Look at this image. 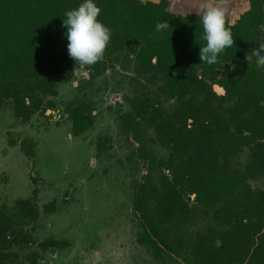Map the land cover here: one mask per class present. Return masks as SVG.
I'll list each match as a JSON object with an SVG mask.
<instances>
[{"label":"flooded vegetation","instance_id":"obj_1","mask_svg":"<svg viewBox=\"0 0 264 264\" xmlns=\"http://www.w3.org/2000/svg\"><path fill=\"white\" fill-rule=\"evenodd\" d=\"M165 1V10L169 14L191 20L179 23V31L173 26L166 29L168 38L175 33H186L189 43L191 40L195 42L196 46L187 56L186 63L179 64L172 59L170 68L163 70L157 66V56L154 55L151 63L155 68H150L129 49L134 46L132 42L140 43L137 49L144 43L142 38H135L133 34L132 38L124 35V40H121L124 47L120 49L116 45L111 55H104L102 60L87 68L92 76H100L108 67L119 62L118 56L122 53L126 58L123 64L133 68L131 73L134 78L128 81L130 85L123 90V111L117 115L124 150L129 152L127 165L136 162L143 171L140 178L133 180L128 196L129 213L132 211L134 224L130 228L131 238L125 220L122 222L123 210L118 212L114 208L113 212V208L107 206L111 204L107 198L110 182L106 177L110 165L105 162L112 157L107 150L113 147L112 141L117 136H99L97 142L90 145L84 135L95 127L96 112L86 110L81 104L70 105L61 112L53 100L59 94V78L69 81L74 72L81 76L74 64L71 69L55 76L54 93L35 89L34 99L40 100L36 105L38 107L25 98V105L29 109L27 114L16 107L12 97L0 93V146L4 142V148L0 147V157L10 155L18 158L30 184L29 193L25 196L10 195L8 190L5 192L3 187L10 188L12 184L9 173L2 168L7 165L0 163V225L6 228L9 242H17L5 247L0 245V250L9 255L4 260L5 264H88L91 256L98 255L99 244L111 243L112 240L117 245L121 243L120 246H127V249L129 245L137 247L139 253L146 254L150 264H197L193 253H204L207 249L203 250V246L210 242L215 247L220 246V235L228 229L224 218L232 211L224 207L223 199L216 196L220 184H248L253 190L264 191V134L236 126L237 119L246 120L253 115L256 103L264 108V83L260 82L264 68L259 70L258 79L253 80V69L258 68L256 58L247 62L242 55H224L228 48L219 54L216 63L204 64L206 62H202L199 55L200 47L206 45L202 12L199 11L201 0H182L185 5L181 11L174 10L177 0ZM232 1L228 0V3ZM250 1L239 0L240 6L230 7L226 26L238 23L247 10L245 7L248 4L250 7ZM187 6L192 9L188 10ZM262 10L264 12V2ZM187 24L194 25V29L190 31L185 26ZM240 28L238 31L254 39L256 44L264 43L259 25L255 27L250 24L243 30ZM231 32L235 41L234 31ZM192 34L197 37L192 39ZM178 71L186 77L181 79ZM75 116L85 117V120L81 122L79 118V123L75 124ZM40 117L43 119L40 123L46 125L40 124L42 126L36 130L24 125H33V119ZM228 121L229 126L223 131ZM12 122L20 124L19 129L22 130H16ZM61 126H67V136ZM41 128L42 132L47 128L54 129V133L48 132L49 136L58 133L68 140L86 141L72 147L75 151H83L84 155L77 163V170L66 176L65 181L61 180L62 177L45 179L36 169L37 162L47 157L45 154L42 158L38 156L35 138ZM222 131L225 135H222ZM15 133L19 135L18 139L13 137L3 141V134L11 136ZM26 139L31 143L30 148H26ZM245 140L248 141L239 143ZM43 145L47 148L46 143ZM257 145H260L258 152ZM158 149L165 152L158 155ZM58 152L56 149L52 156ZM115 160L117 167L121 165L123 168V161ZM196 162L200 175L202 173L203 178L205 175L200 192L187 188L185 181L174 186L175 167L187 170ZM204 165L205 169L202 167ZM162 179L172 184L179 194L177 204L180 212L173 217L169 216L171 209L165 212L155 206L154 194L163 195L171 190L162 184ZM47 186L51 188L50 192L45 190ZM135 193H138L137 205L134 203ZM23 202L31 205L34 216L23 214L26 211ZM140 203L146 206L144 214ZM227 204L233 207L232 203ZM195 209L209 221L195 230L192 237H186L176 230V225L190 219ZM95 210L99 215L93 213ZM109 222L117 226L123 224V229L114 230V237L108 240L112 234L106 227ZM150 222L156 225L155 231L151 229ZM94 224L100 228L99 233L91 231ZM147 236L154 240V245L144 240Z\"/></svg>","mask_w":264,"mask_h":264},{"label":"trees","instance_id":"obj_2","mask_svg":"<svg viewBox=\"0 0 264 264\" xmlns=\"http://www.w3.org/2000/svg\"><path fill=\"white\" fill-rule=\"evenodd\" d=\"M152 1L94 0V3L101 9L97 19L111 29L110 40L104 55H111L116 45L120 49L124 47L121 43L124 35L132 38L134 34L135 38H142L144 43L140 49H137L140 43L132 42L134 46H130L129 49L136 54L138 60L144 61L150 68H155L151 63V57L154 55L157 56V66L163 70L170 68L172 59L179 64L187 62V56L196 46L195 42L191 40L189 43L186 33H175L172 36L173 39L168 38L166 29L157 31L156 24L167 20L170 26L179 31L181 28L179 23L191 20L188 17L182 18L169 14L165 10V0ZM250 2V7L249 4L247 8L245 7L247 10L241 15L238 23L231 26L236 40L234 46L228 48L224 55L245 57L246 53L250 54L253 48L259 46L254 39L241 34L238 31L240 27V30H243L250 24L255 27L259 25L261 27L259 30L264 36V12L262 10L264 0H251ZM81 3L83 0H0V93L5 97H12L16 107L23 113H29L25 98L31 100L33 106L38 105L40 100L34 99L35 89L54 93L55 76L74 66L75 61L68 54L67 26L63 25V19L66 18L67 11L78 8ZM185 26L190 31L195 27L192 24ZM196 37V34H192V39ZM260 69H253V80L258 79ZM178 73L181 79L186 77L182 72L178 71ZM262 75L260 82L264 83V72ZM256 105L253 115L246 120L237 119L236 126L262 131L264 134V108L258 103ZM79 118L81 122L85 120V117L75 116V124L79 123ZM229 122H226L223 131L227 130ZM222 135H225V132ZM232 144L235 145L234 142ZM259 146L256 147L257 152ZM197 165V162L191 164L187 170L176 166L174 186L183 184L182 182L185 181L187 188L200 192V185L202 181H205V175L204 178L202 173L200 175ZM202 167L205 169V165ZM161 182L171 190L163 195L156 192L154 194L155 206L165 212L171 209L169 216L173 217L180 212L177 204L178 191L163 179ZM220 185L216 190V196L218 199H223L224 207H229L232 211L231 214H225L224 218L228 229L220 235L222 240L220 246L215 247L210 242L207 246H203V250L207 249L204 253H200L201 251L193 253L195 262L197 264H264V230L262 231L264 228V191L253 190L248 184ZM137 194L134 195L135 205H137ZM227 203H232L233 207ZM140 204H142L140 209H143L144 214L146 206L144 203ZM24 206H26V211L23 214L34 216L31 205L26 202ZM2 223L5 224L7 221ZM150 227L153 231L156 230V225L151 222ZM145 239L154 245V240L150 237L147 236ZM10 243L17 242L15 240L9 242L6 228L0 225V245L5 247ZM8 256L0 250V264H5L4 260Z\"/></svg>","mask_w":264,"mask_h":264},{"label":"rangeland","instance_id":"obj_3","mask_svg":"<svg viewBox=\"0 0 264 264\" xmlns=\"http://www.w3.org/2000/svg\"><path fill=\"white\" fill-rule=\"evenodd\" d=\"M183 5H185V2L177 0L174 10L181 11L184 7ZM234 6H236V8L240 6L239 0L227 3V14L231 12L230 7L234 8ZM187 9L190 10L192 8L187 6ZM118 58L119 62L112 67H108L100 76H92L91 73L87 71L86 76H79L74 72V75L69 81H63L62 78H59V94L54 97L53 100L56 102L57 107L61 112L64 108L70 105L75 106V104H81L82 107L84 106L86 110H89L92 113L96 112L95 117L97 123L95 127L90 129L84 135L86 137L84 138L89 140L90 145H94L99 136H117V139L112 141L113 147L107 150L108 152H111L112 157L105 162L106 165H110L109 174L106 177L110 182L109 196L107 198L111 204H107V206L110 209L113 208V212L115 211L114 208H117L118 212L123 210L122 222L124 219L126 222L125 226L130 233V236H128L131 238L130 228L133 227L134 224L132 219L133 214L131 215L132 211L129 213L130 203L128 196L131 192V184H133V180L140 178L143 171L141 166L136 162L127 165L126 158L129 152H125L124 150L123 133L120 132L118 126L117 115L123 111V96L125 94L123 90L130 85L131 82L128 83V81H131L134 78L131 73L133 69L132 66H125L123 64L126 60V58L123 57V53L120 54ZM9 110L11 109L9 108ZM42 121L43 119L40 117L36 120L33 119V125L32 123L24 125L28 128H32V130H36L39 126L46 125L45 123H40ZM47 122L49 121L47 120ZM12 123L15 124L14 126L16 127V130H22L19 129L20 124L15 122ZM29 125L32 127H29ZM50 126H53V124ZM61 127L63 128L64 135L67 136V126ZM52 131L54 133V129L52 130L50 128H47L45 132H42V128L38 130V134L35 138V140L37 139L38 156L39 158H42L45 154L47 157L40 159L39 163L37 162L36 169L45 179L62 177L61 180L65 181L64 178L66 176H70L77 170V163L84 155L83 151H75L72 147L81 143H86V141L84 139H79L78 141L76 139L68 140L58 133L49 136L48 132ZM55 131H57V129H55ZM3 136V141H7L13 137L15 140L19 138L17 133H15V135L12 134L11 136L3 134ZM24 142L27 144L26 148H30L31 143L27 141V139L24 140ZM43 143L47 144V148ZM108 144L109 142L106 143V146H108ZM0 147L4 148V142L1 143ZM56 149L59 152L52 156ZM115 150H117L116 153L119 151L118 155L113 153ZM164 152L165 151L162 149H158L157 151L158 155L163 154ZM113 154L116 155L113 156ZM116 158H118V161L120 162L123 161V168L121 165H118L117 167V162H115ZM65 161H67V163L64 165L63 163ZM0 163L7 165L2 168L9 173L11 179L10 184H12L10 188L4 186V191L6 192L8 190L10 195H27L29 193L30 184L28 183L29 180L27 179L25 169L21 167L20 160L9 155L4 156L3 158L0 157ZM55 174L58 176L55 177ZM49 189H51L49 186L45 188V190L50 192L51 190ZM93 213L96 216L99 215L96 210ZM116 218H118V214L116 215ZM189 218L190 219L180 222L181 224L176 225V230L186 237H192L195 230L204 227L209 221L208 218L204 219V216L197 212L196 209L194 210L193 215ZM96 224L91 227V231L99 233L100 228H98ZM106 227H109L108 229L112 231V234L111 232L109 233L111 234L108 238L109 240L114 237V230L118 231V229H123V224L117 226L116 224L112 225V222H109ZM78 236L83 237L81 234H78ZM97 241L99 240L97 239ZM101 244L102 245L99 244L98 246V255L96 257L91 256L88 264H150V260L146 254L141 251L139 253L138 249H136L137 247L129 245V249H127V246H120L121 243H119V245L115 244L114 240H112L111 243ZM118 246L119 248H117ZM126 251L128 253L125 255Z\"/></svg>","mask_w":264,"mask_h":264},{"label":"clouds","instance_id":"obj_4","mask_svg":"<svg viewBox=\"0 0 264 264\" xmlns=\"http://www.w3.org/2000/svg\"><path fill=\"white\" fill-rule=\"evenodd\" d=\"M228 0H201L199 11L202 12V25L206 45L200 47L202 62L214 64L226 48L234 46L231 26H226ZM101 9L94 0H83L78 8L65 13L63 25L67 26L66 36L69 41L68 54L75 61V68L82 76L87 75V68L103 59L108 46L111 29L97 17ZM169 21L157 22V31L169 28ZM255 57L258 68L264 67V43L246 53L247 62ZM78 66V67H77Z\"/></svg>","mask_w":264,"mask_h":264}]
</instances>
